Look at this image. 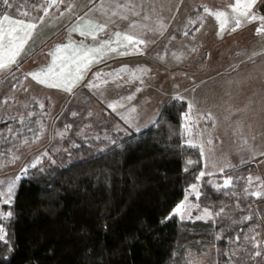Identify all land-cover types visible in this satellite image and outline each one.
Masks as SVG:
<instances>
[{
	"label": "rangeland",
	"instance_id": "rangeland-1",
	"mask_svg": "<svg viewBox=\"0 0 264 264\" xmlns=\"http://www.w3.org/2000/svg\"><path fill=\"white\" fill-rule=\"evenodd\" d=\"M234 3L235 0H58L45 14L42 6H48V0H9V10L4 15L37 27L16 63L0 70V134L3 121L34 114L33 108L28 111L31 103L39 107L45 121L37 139L27 141L8 159L0 160V181L6 184L37 159L40 163L49 160L65 164L64 154L78 147L75 139H108L116 131L140 132L155 124L166 101L183 99L194 105L188 113L190 134L186 132L188 140L204 145L205 176L221 173L220 167L225 171L247 163L253 165L244 192L256 201L250 210L261 219L258 234L252 236L253 264H264V194L252 195L257 191L264 193V33L257 34L264 21L241 18L240 27L233 31L231 17L235 14L230 6ZM124 4L133 5L138 15L117 8ZM205 6L212 11L229 12L230 19L222 33L219 21L204 11ZM113 12L119 15L113 16ZM251 14L264 17V0H256ZM121 15L128 19H121ZM80 17L107 24V29L96 41L78 33L70 36L71 27L84 23ZM131 24L137 27L132 28ZM116 31L143 39L146 44L139 46L142 54H109L91 67L71 93L37 83L28 75L46 69L51 63L49 53L69 38L95 46L106 37L114 38ZM119 51L133 52V46ZM117 72L120 79L116 78ZM96 73L101 74V79L96 78ZM90 82L97 87H87ZM111 104H116L115 110L109 107ZM209 113L214 120L206 118ZM67 139H71L70 144H65ZM209 139L211 144L207 143ZM13 154L19 159L10 163ZM213 163L216 167H212ZM201 181L196 183L198 191ZM198 198L190 189L182 202L186 207H198H192L190 217L185 214L181 221L215 231L217 241L226 239L227 227L238 222L230 219L237 203L204 206ZM4 206L0 202V212H5ZM204 208L213 213V218L196 219ZM221 208L223 212L216 215ZM6 221L0 219V225L4 227ZM237 240L235 237L233 242ZM218 254V246H211L192 255L191 263L246 264L231 258L219 261Z\"/></svg>",
	"mask_w": 264,
	"mask_h": 264
},
{
	"label": "trees",
	"instance_id": "trees-1",
	"mask_svg": "<svg viewBox=\"0 0 264 264\" xmlns=\"http://www.w3.org/2000/svg\"><path fill=\"white\" fill-rule=\"evenodd\" d=\"M7 5L0 0V17ZM29 105L34 114L1 124L0 160L42 133L45 115ZM187 105L179 98L166 101L155 124L140 132L75 137L78 147L64 154L65 164L44 160L31 169L13 203L3 207L13 216L4 224L0 264H192V255L211 246H218L219 261L253 264L252 236L261 219L250 210L256 201L244 192L253 165L199 177L204 155L186 143ZM226 177L232 185L218 189ZM199 180V203H237L230 219L238 222L227 227L224 240L172 214Z\"/></svg>",
	"mask_w": 264,
	"mask_h": 264
},
{
	"label": "snow or ice",
	"instance_id": "snow-or-ice-1",
	"mask_svg": "<svg viewBox=\"0 0 264 264\" xmlns=\"http://www.w3.org/2000/svg\"><path fill=\"white\" fill-rule=\"evenodd\" d=\"M5 4L9 3V0H3ZM58 0H48V6H42L44 8L45 14H47L48 7L55 6ZM59 2H63V0H59ZM256 3V0H235V3L230 6L231 13L235 15L231 17L235 24V28L232 30H236V28L240 27L242 20L241 18H246L249 22L256 21L257 19L264 21V17H257L256 15L251 14L252 9ZM117 8H123L125 11H133V14L138 15V13L134 12V6L130 4L117 5ZM103 9V5H101V9ZM70 10V8H69ZM204 11L208 14L213 15L218 21L220 26V32L222 33L225 29V26L228 24L230 19V14L224 10L212 11L208 9L206 6L204 7ZM27 15V13H25ZM113 16L119 15V12H113ZM121 19H128L127 15H121ZM81 20H84L83 17H80ZM37 25L35 23H26L23 20L13 19L9 15H4L0 18V70L9 69L13 64L16 63V59L19 54L23 51L25 45L32 39L35 29ZM130 27L135 28L137 25L131 24ZM163 28V24L160 25ZM107 29V24H100L94 22L92 20H84L83 24L77 23L73 27L69 29V34L71 36L72 33H78L79 36L85 38H91L93 41H96L98 36L101 33H104ZM264 33V24H262L257 29V34ZM187 35V33H185ZM114 38H110L107 40H100L95 46L86 45L83 41L77 43L76 41L69 38L67 43L59 44L55 47L54 51L49 53L51 56V63L46 69H42L40 72L29 73L28 75L32 77L37 83L46 85L51 88H60L66 92L71 93L73 88L77 86V84L82 81L86 75V73L91 69V67L95 63L102 62L109 54L116 53L118 55H129V54H142L140 52V45H145L146 42L143 39H140L134 35L128 33H121L116 31L113 33ZM115 45V46H113ZM129 45L133 46V52L129 51H119L120 48H127ZM121 71H126V69H122ZM140 72H146L147 69H138ZM108 75H112L109 73ZM134 75V74H133ZM96 78L101 79V74L96 73ZM116 78L120 79L119 72L116 73ZM107 83V81H104ZM89 88L97 87V85L93 82H90L86 85ZM127 99H132V97H127ZM109 107L115 110L116 104H111ZM188 113L192 111L194 105L191 102H188ZM134 111V109H133ZM188 113L185 114V129L190 134V129L188 128L187 121L190 119ZM75 115V113H73ZM208 119H213L212 115L207 114ZM61 136L64 133H60ZM27 143V141H25ZM186 143L192 147H199L201 154L204 153V145L201 143L199 145L194 144L191 139L187 140ZM208 144H211L212 141L209 139L207 141ZM44 155H47L45 153ZM264 155V153H262ZM19 157L13 154L10 163H14L18 160ZM40 163V160L37 159L33 163L29 164L25 168L21 170V174L17 175L12 180L8 181L6 184L4 181H0V202L5 205H10L13 203L15 191L18 185L19 180L22 175H27L29 168H35ZM188 163H191L189 161ZM207 166V165H206ZM212 167H216L213 163ZM187 170V169H185ZM220 172L224 171L223 167H220ZM205 172L201 171L199 173V177H204ZM211 174V173H208ZM259 179V178H257ZM249 182L251 183V178H249ZM233 181L231 177H226L223 181L222 185H218V189L220 187L228 188L232 185ZM264 187V184L261 185ZM191 191L195 193L198 198L200 193L198 191V186L196 184L191 185ZM264 193L259 191L253 192L252 195L257 197L261 196ZM187 199V198H186ZM198 207V205H188L186 207L185 203H181L176 206L173 210V215H179L180 219L183 220L185 218V214L189 217L191 215V208ZM223 212V208H221L220 213H216V215H220ZM13 216L11 210L7 212H0V219L8 220ZM170 218V217H169ZM205 218H213V213L209 211L208 208L203 209V214L197 216L196 219H205ZM245 219H251V217H245ZM6 231L2 225H0V241H6ZM255 240V237H253ZM256 247H260V244L257 243ZM255 255H261L260 252H256Z\"/></svg>",
	"mask_w": 264,
	"mask_h": 264
},
{
	"label": "crops",
	"instance_id": "crops-1",
	"mask_svg": "<svg viewBox=\"0 0 264 264\" xmlns=\"http://www.w3.org/2000/svg\"><path fill=\"white\" fill-rule=\"evenodd\" d=\"M107 39H108V38L106 37L104 40H107ZM81 41H82V39L79 40V43H80ZM262 86H264V85H262Z\"/></svg>",
	"mask_w": 264,
	"mask_h": 264
}]
</instances>
